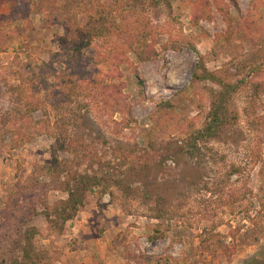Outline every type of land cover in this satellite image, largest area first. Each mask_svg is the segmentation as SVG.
<instances>
[{
  "label": "rangeland",
  "instance_id": "rangeland-1",
  "mask_svg": "<svg viewBox=\"0 0 264 264\" xmlns=\"http://www.w3.org/2000/svg\"><path fill=\"white\" fill-rule=\"evenodd\" d=\"M108 17L121 24L117 36L99 34ZM129 35L153 59L136 58ZM199 63L238 89L219 134L194 149L222 89L195 76ZM30 96L45 108L28 111ZM162 99L175 108L153 120ZM29 116L41 124L17 141L12 124ZM54 152L69 179L100 182L63 230L44 206L30 219L24 204L34 202L32 181L48 179L41 171ZM21 185L26 193L12 204ZM58 185L50 181L51 204L67 198ZM29 227L38 229L35 264H244L259 255L264 0H0V264H29ZM157 230L165 237L150 241Z\"/></svg>",
  "mask_w": 264,
  "mask_h": 264
},
{
  "label": "trees",
  "instance_id": "trees-1",
  "mask_svg": "<svg viewBox=\"0 0 264 264\" xmlns=\"http://www.w3.org/2000/svg\"><path fill=\"white\" fill-rule=\"evenodd\" d=\"M60 13H64L66 19L68 20V26L71 31H74V24L75 19L72 15H70L69 10H60ZM110 24L106 31L103 32L102 26L99 29L100 36H105L104 34H107L108 36L112 37L117 36L115 35V30H118L121 28V24L118 25L115 22V19L106 18L105 21H103L102 24ZM131 34V33H130ZM131 38L124 39V42L127 43L128 47L135 51L136 58H138L140 61L145 60H151L155 56L156 52L152 51L151 53H148L146 55V50L148 45L146 43L142 44L141 49H133L134 44L136 43L134 35H129ZM137 44V43H136ZM77 48L81 49L77 46ZM262 56H257L254 58V60L251 61V66L253 67V64H260ZM204 68L202 67V64L199 63L197 66V69L195 71V76L210 80L212 82L217 83L220 87H222L221 91H215V102L213 104V108L210 112L211 119L207 122V124L200 129L197 132V135L193 139V142L191 143V146L196 149L198 146V142L200 140H206V139H212L216 137L219 134V129L222 124L221 118V109L226 105L228 98L231 96L233 92H235L238 89V83H226L223 80H221L214 72L208 71L206 68L203 70L204 75H199V69ZM137 87L140 90V94L142 95L144 92V80L140 75L137 73ZM29 80L31 82H34V78L30 77ZM26 99V105L28 106V111L35 112L40 109L45 108L43 104V100L40 97L30 96L25 97ZM175 108V104L170 99H162L160 102L156 103V108L153 112L152 119L154 120V117L158 120L162 119L169 113L171 114V111ZM16 121L12 124V127L17 132V134L20 136V138L17 139L21 140L23 139V128L30 130L34 128H38L40 126L41 121L34 120L32 117H24L22 118H16ZM41 128H43L41 126ZM60 156L54 152L52 156V162L50 165L44 167L42 169V173H48V179L47 180H39L36 179L35 181H32L31 187L33 190L34 195L31 197L30 200H34L33 204H25L27 212L31 215V217L41 214V211L39 210V206L42 205L45 208V213H43L48 221L53 225L54 227L59 225V229L63 230L64 226L67 221L72 220L76 217L77 213L80 211V209L84 206L85 196L86 193L89 192L91 189L96 187L100 182L98 177L90 176V175H80L75 174L70 179L68 178V175H64V172H66V169L64 166H62V161H60ZM233 172H237L236 168H233ZM63 178L64 181H60ZM50 181L59 182L58 188L64 190L67 193L66 199H61L55 204H51L48 201V192L50 190ZM57 186V185H56ZM24 186H19L18 193L16 195L11 196L13 197L12 204L15 203V205L19 204L21 201V195L25 194ZM106 191V189H103ZM15 197V198H14ZM10 205V204H9ZM38 233V229L36 227H29L25 231V241H27V246L23 248L24 255L27 257L30 261L29 264H35V262L31 261V242L33 240V237ZM165 235L160 232L159 230L156 231L155 234L151 235L149 237L150 241L156 240V239H162ZM171 260V259H169ZM244 264H264V246L259 255H255L249 260H246Z\"/></svg>",
  "mask_w": 264,
  "mask_h": 264
}]
</instances>
